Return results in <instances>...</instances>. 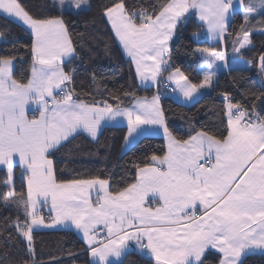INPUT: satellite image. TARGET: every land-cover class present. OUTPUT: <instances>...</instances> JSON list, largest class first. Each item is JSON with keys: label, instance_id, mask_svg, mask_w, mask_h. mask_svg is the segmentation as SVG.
I'll list each match as a JSON object with an SVG mask.
<instances>
[{"label": "snow or ice", "instance_id": "obj_1", "mask_svg": "<svg viewBox=\"0 0 264 264\" xmlns=\"http://www.w3.org/2000/svg\"><path fill=\"white\" fill-rule=\"evenodd\" d=\"M84 3L69 0L65 6L61 0L60 15L39 18L22 0H0V10L22 21L32 34L27 83L14 78L15 57H0V168L5 174L0 185L7 189L0 196L18 212L9 232L15 229L29 257L34 256L32 233L44 224L40 213L47 207L55 214L53 223L70 222L83 233L91 257L98 258L95 264H111L109 256L120 257L131 241L154 256L156 264H204L209 250L220 255L218 264H242L244 255L264 250V119L225 93L223 130L193 129L194 134L177 139L165 123L159 94L150 100L137 98L127 108L80 100L69 87L74 74L63 70L76 57L63 17ZM257 7L264 8V0L246 6L243 22L234 32H228L233 0H161L151 12L129 8L126 0H110L102 15L127 50L137 75L160 83V74L170 67V56L165 59L170 40L190 9L198 11L214 40L231 38L233 50L240 52L252 44L251 18ZM196 52L209 69L201 83H192L179 68L168 76L186 99L210 85L211 70L218 60H225L224 53L215 49ZM259 61L264 73V54ZM253 99L264 102V95ZM31 102L39 115L29 119L26 106ZM118 116L127 118L126 141L148 126L162 128L167 138L164 155L145 158L132 182L120 188L113 189L109 179L98 177L58 180L49 157L81 131L95 138L102 120ZM18 166L26 195L16 193ZM94 188L95 200L90 194ZM151 201L159 206H147ZM98 226L106 229V239L97 237ZM9 264H35V260Z\"/></svg>", "mask_w": 264, "mask_h": 264}, {"label": "trees", "instance_id": "obj_2", "mask_svg": "<svg viewBox=\"0 0 264 264\" xmlns=\"http://www.w3.org/2000/svg\"><path fill=\"white\" fill-rule=\"evenodd\" d=\"M250 1L243 0L245 10ZM109 2L110 0H86L84 7L66 11L63 18L72 35L76 57L66 63L65 70L74 74L69 87L85 103L107 101L113 107L128 106L137 98L153 96L156 90L140 86L130 61L122 54L102 15L104 6ZM160 2L161 0H126L129 8L135 7V10L144 9L149 12ZM22 3L39 18L61 14L56 0H22ZM243 14L238 11L233 15L228 32L238 30L243 22ZM251 19L254 30L250 33V47L235 52L231 38H224V47L229 57L246 60L248 67L228 68L213 84L212 91L191 105L177 102L167 94L161 99L166 124L177 139H186L194 134L193 129L199 131L205 128L211 132L223 130L226 123L223 114L227 103L224 99L225 93L230 94L233 102H239L249 112L264 119V102L253 99L264 95V73L260 71L259 61V56L264 54V23H261L264 21V12L255 14ZM202 30V24L196 19V10L190 9L177 27L169 55V69L179 68L197 84L204 77L199 69L201 56L196 52L197 48L221 46V43L198 41L195 34ZM0 35V57H15L14 77L17 81L26 83L32 64L31 32L0 15ZM125 134V126H115L104 128L95 141L84 135L70 139L50 156L56 178L68 181L98 177L109 179L113 189L120 188L132 182L137 165L142 166L145 158H150L153 154L163 156L166 152L164 137L143 136L122 153ZM15 173L16 193L26 195L19 166ZM4 175L3 169H0V181L4 179ZM5 191L7 189L0 185V193ZM17 216L16 207L6 205L0 196V264H9V261L20 259L30 262L34 259L35 264H91L84 241L72 230L33 232L35 252L34 256L29 257L25 241L16 236L15 229L9 232L10 224ZM218 261L216 254L209 253L204 257V264H218ZM111 264H154V260L136 248H131L122 261ZM242 264H264V253L248 255Z\"/></svg>", "mask_w": 264, "mask_h": 264}, {"label": "crops", "instance_id": "obj_3", "mask_svg": "<svg viewBox=\"0 0 264 264\" xmlns=\"http://www.w3.org/2000/svg\"><path fill=\"white\" fill-rule=\"evenodd\" d=\"M243 3H244L243 0H233L234 9L232 10V15L230 16V22H231V20L233 18V15L236 12H238V11L244 12ZM187 14L188 13H186L185 16ZM0 15L1 16H4V17H6V18H8V19H10V20H12V21L20 24V25H22L23 27H25L26 29H28L30 31L29 27L27 25L23 24L22 21H19L18 19L9 17L8 14L3 13V10H0ZM184 17L180 20V22L178 23V25L181 23V21L184 19ZM196 19L203 26L202 32H199V33H196L195 34V37H196V39L198 41L207 40L209 42V44L221 43L220 48L198 47L197 49H215L217 51L223 52L224 55H225V60H223V61L218 60L216 62V65L214 66V68L211 70L213 72L212 83L210 85L202 88L198 93L193 94V98L186 99L183 96V94L179 91V89L176 88L175 83L168 80L169 72L172 71V70H174L175 68H171L167 72L162 71V73L159 76V80L162 81L160 83H155V82H153L151 80H143V79H141L137 75L136 70H135V64L131 61V57L128 55L127 50H125L124 47H123V45H122V43H120L119 40L117 38H115L116 39V42L118 43V46H119V48H120V50L122 52V54L124 55V57L127 60L130 61L131 65H132V68L134 70L135 76H136L137 81L140 84V86H142L144 88H153L154 90H156L155 93H154V95H157L158 94L157 92L159 90H161V89L166 90L167 96L171 97L173 100H175L177 102H180L182 104L191 105V104L195 103L197 100H199L204 94L210 93L212 91L213 84L216 82V80L219 78V76L221 74H223L224 72L227 71L228 68H230V67H248L249 66V63L246 60L242 59V58L229 57V54L227 53V51L225 50V47H224V39H221L220 42H217L216 40H214L210 36V34L208 32V25H207L206 22H201L199 20V13H198L197 10H196ZM109 26H110V24H109ZM110 28H111V26H110ZM176 30H177V28L174 31L173 38L170 40V48H171L172 40L175 37ZM112 33L114 35V32L113 31H112ZM114 37H115V35H114ZM0 39H1V35H0ZM169 55H170V53L166 54L165 59H168L169 58ZM15 65H16V60H15ZM14 68H15V66H14ZM199 69L203 73V76L209 71V69L207 68V66L203 63L202 58H201V63L199 65ZM63 70L66 72L65 66H64V69ZM13 71H14V69H13ZM202 81H203V79L199 83H201ZM192 83H194V82H192ZM167 86H172V88H168ZM153 96L147 97V98L150 100ZM142 98H144V97H142ZM159 103H160V106L162 107V101H161V99H160ZM132 105H133V103L130 104V105H128V106H119V107H121V108H127V107H130ZM101 107H103V106H101ZM113 108H115V107H113ZM36 109H37V105H36L35 102H31L28 106H26V112H27V115H28V118L29 119H31L33 116H38L39 115V112L36 111ZM165 123H166V120H165ZM115 126H125L126 127L125 137H126L127 132H128V129H127V118L124 117V116H118L114 120H109L107 118H105L104 120H102L101 121V125H100V127H99V129L97 131V136L95 138L91 137L87 132H84V131H81L80 134H78V135H84L87 138L95 141V140H97L99 138V136H100V134H101V132L103 131L104 128H106V127H115ZM148 129L149 130L141 133L138 136H134L133 138H130L127 141L125 140V137H124V141H123V144H122V150H121V152L122 153L126 152L130 147H132L143 136H162V137H164L165 142H166V151H167V138L165 137V135L163 133V129L160 128L159 126H148ZM75 136H77V135H75ZM49 159H51V158L49 157ZM53 167H54V163H53ZM0 169H2V168H0ZM54 174H55V168H54ZM90 194H91L93 200H95L97 198V192H96V189L95 188L90 190ZM147 206H159V205H158V203L156 201H151ZM38 207H39V205H38ZM40 214L45 217V222L42 225L36 226L35 227V230L33 232H36V231H53V230H72V231H74L84 241V243L86 245V242H85V240L83 238V233L80 232L79 230H77L75 228V226L72 225L70 222H66V223H53L55 214L54 213H50L48 211V208L47 207H44ZM97 237L99 239H106L107 238V236H106V229H103V226H98V229H97ZM131 248H136L140 252H142L145 255L149 256L150 258H152L154 260V264H156V261H155L154 256H152L148 251H145V250L140 249V247L135 243V241L129 242V244L126 247L125 252L122 253V255L120 257H116L114 255H110L109 258H108L109 261L111 263H117V262L122 261L124 259L125 255L127 254V252ZM87 250H88V254H89L90 263L91 264H95V260L98 259V258L91 257L90 250H89L88 247H87ZM209 253L218 255V257L220 259V255L218 254V252L216 250H209L207 252V254H209ZM260 253H264V250L254 249L250 253L244 255L243 256V260L248 255H251V254H260Z\"/></svg>", "mask_w": 264, "mask_h": 264}, {"label": "rangeland", "instance_id": "obj_4", "mask_svg": "<svg viewBox=\"0 0 264 264\" xmlns=\"http://www.w3.org/2000/svg\"><path fill=\"white\" fill-rule=\"evenodd\" d=\"M56 1L58 2L59 5L61 4V0H56ZM63 2H64V4H65V6H67V4L69 3V0H63ZM250 3H256V4H259V0H251ZM84 6H85V4H84ZM84 6L82 5L81 7H84ZM243 7H244V12H245V11H246V10H245V3H243ZM72 10H77V9L72 8ZM244 12H242V13H244ZM261 12H264V8L257 7L255 13L253 14V16H254L255 14H258V13H261Z\"/></svg>", "mask_w": 264, "mask_h": 264}, {"label": "built area", "instance_id": "obj_5", "mask_svg": "<svg viewBox=\"0 0 264 264\" xmlns=\"http://www.w3.org/2000/svg\"><path fill=\"white\" fill-rule=\"evenodd\" d=\"M168 88H172V86H167ZM159 96H160V99H162L165 95H166V91L161 89L159 92H158Z\"/></svg>", "mask_w": 264, "mask_h": 264}]
</instances>
